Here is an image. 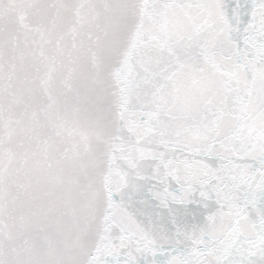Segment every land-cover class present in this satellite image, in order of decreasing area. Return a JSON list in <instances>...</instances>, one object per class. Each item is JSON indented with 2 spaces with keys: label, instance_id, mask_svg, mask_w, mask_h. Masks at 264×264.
Segmentation results:
<instances>
[{
  "label": "snow or ice",
  "instance_id": "snow-or-ice-1",
  "mask_svg": "<svg viewBox=\"0 0 264 264\" xmlns=\"http://www.w3.org/2000/svg\"><path fill=\"white\" fill-rule=\"evenodd\" d=\"M0 264H264V0H0Z\"/></svg>",
  "mask_w": 264,
  "mask_h": 264
}]
</instances>
